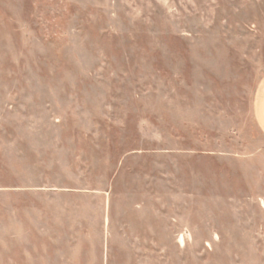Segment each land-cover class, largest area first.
Masks as SVG:
<instances>
[{"label":"rangeland","instance_id":"1","mask_svg":"<svg viewBox=\"0 0 264 264\" xmlns=\"http://www.w3.org/2000/svg\"><path fill=\"white\" fill-rule=\"evenodd\" d=\"M264 0H0V264H264Z\"/></svg>","mask_w":264,"mask_h":264},{"label":"crops","instance_id":"2","mask_svg":"<svg viewBox=\"0 0 264 264\" xmlns=\"http://www.w3.org/2000/svg\"><path fill=\"white\" fill-rule=\"evenodd\" d=\"M254 118L258 128L264 135V81L255 97Z\"/></svg>","mask_w":264,"mask_h":264}]
</instances>
